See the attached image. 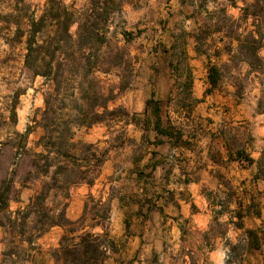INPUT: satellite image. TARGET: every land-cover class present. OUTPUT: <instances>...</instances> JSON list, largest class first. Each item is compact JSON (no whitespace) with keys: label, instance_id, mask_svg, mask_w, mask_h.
Masks as SVG:
<instances>
[{"label":"rangeland","instance_id":"rangeland-1","mask_svg":"<svg viewBox=\"0 0 264 264\" xmlns=\"http://www.w3.org/2000/svg\"><path fill=\"white\" fill-rule=\"evenodd\" d=\"M46 1L0 0V181L13 179L11 211L43 180L31 167L43 78L23 64L16 20L25 28L23 17L39 16ZM62 1L80 11L89 0ZM117 1L107 36L128 52L116 71L126 87L115 73L98 76L116 94L109 107L128 115L74 130V142L98 144L106 158L92 186L70 188L67 218L81 215L87 194L111 195L105 264H264V0ZM65 230L36 239L24 264H55ZM3 237L0 228V260Z\"/></svg>","mask_w":264,"mask_h":264},{"label":"trees","instance_id":"trees-1","mask_svg":"<svg viewBox=\"0 0 264 264\" xmlns=\"http://www.w3.org/2000/svg\"><path fill=\"white\" fill-rule=\"evenodd\" d=\"M120 9L117 0H89L80 11L62 0H47L39 16L32 11L23 17L25 28L16 20V38L25 37L23 64L33 76L43 78V109L34 120L42 130L36 141L41 150L31 154L35 178L43 180L27 204L14 211L8 208L13 179L0 181V228L4 231L0 263L29 262L35 240L61 226L66 230L52 252L55 264H105L111 247L105 225L111 195L103 202L101 195L87 194L81 215L73 221L67 218L66 208L70 188L83 183L92 186L106 158L98 144L74 142V130L128 115L122 107H109L116 94L112 87L105 89L98 76L115 73L121 79L119 89L126 87L116 71L128 66V52L124 45H112L107 36L110 13ZM74 23L72 35L69 29ZM218 76L214 68L209 80L215 83ZM89 149L98 158L96 175L87 163ZM95 226L102 232H91Z\"/></svg>","mask_w":264,"mask_h":264},{"label":"crops","instance_id":"crops-1","mask_svg":"<svg viewBox=\"0 0 264 264\" xmlns=\"http://www.w3.org/2000/svg\"><path fill=\"white\" fill-rule=\"evenodd\" d=\"M185 191H189L190 193H191V195H190V197H193L194 199H195V197H196V192L194 191V188H191L190 186L189 187H186V190ZM197 198V197H196ZM185 199H183V200H180V201H178V203L180 204V208H184L186 205H185ZM193 201V203H196V199L195 200H192ZM190 202V201H189ZM194 219H195V221L197 222H199V225L201 226V225H203V223L205 222V220H206V215H203L202 213H199V212H197V214L195 215L194 214Z\"/></svg>","mask_w":264,"mask_h":264}]
</instances>
